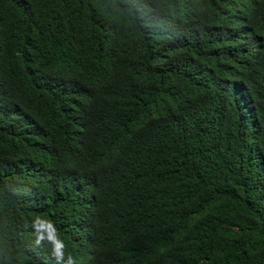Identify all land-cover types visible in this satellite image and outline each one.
I'll return each instance as SVG.
<instances>
[{
  "label": "trees",
  "instance_id": "1",
  "mask_svg": "<svg viewBox=\"0 0 264 264\" xmlns=\"http://www.w3.org/2000/svg\"><path fill=\"white\" fill-rule=\"evenodd\" d=\"M0 264H264V0H0Z\"/></svg>",
  "mask_w": 264,
  "mask_h": 264
},
{
  "label": "clouds",
  "instance_id": "2",
  "mask_svg": "<svg viewBox=\"0 0 264 264\" xmlns=\"http://www.w3.org/2000/svg\"><path fill=\"white\" fill-rule=\"evenodd\" d=\"M33 227L36 232V244L41 245L47 243L51 246V253L57 259L60 260L64 256L66 244L61 238L58 229L51 219H45L36 217L33 222ZM72 257L69 256V260Z\"/></svg>",
  "mask_w": 264,
  "mask_h": 264
}]
</instances>
